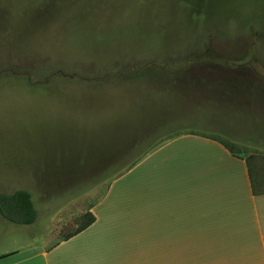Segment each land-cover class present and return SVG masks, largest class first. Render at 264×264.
Instances as JSON below:
<instances>
[{
    "label": "rangeland",
    "instance_id": "rangeland-1",
    "mask_svg": "<svg viewBox=\"0 0 264 264\" xmlns=\"http://www.w3.org/2000/svg\"><path fill=\"white\" fill-rule=\"evenodd\" d=\"M208 108L210 128L264 146V0H0V193L29 191L37 212L0 216V253L60 242L135 140L201 131ZM243 154L264 186V153ZM187 255L151 239L141 264Z\"/></svg>",
    "mask_w": 264,
    "mask_h": 264
},
{
    "label": "crops",
    "instance_id": "crops-1",
    "mask_svg": "<svg viewBox=\"0 0 264 264\" xmlns=\"http://www.w3.org/2000/svg\"><path fill=\"white\" fill-rule=\"evenodd\" d=\"M253 140L213 128L163 138L110 183L90 208L91 225L51 247L1 252L0 264H114L119 244L115 264L137 253L141 264L151 239L161 252L188 254L189 264H264V192L253 191L251 173L263 183L243 154L264 153L244 144Z\"/></svg>",
    "mask_w": 264,
    "mask_h": 264
},
{
    "label": "trees",
    "instance_id": "trees-1",
    "mask_svg": "<svg viewBox=\"0 0 264 264\" xmlns=\"http://www.w3.org/2000/svg\"><path fill=\"white\" fill-rule=\"evenodd\" d=\"M240 93L242 95L248 96V94L246 92L240 91ZM252 94H253V97H255V98H258V96L263 95V94H258L257 92H253ZM202 114H203V112H202ZM194 117L195 116L193 115V118ZM202 118L203 119L200 122V127L203 128V130H208L210 127H212V126L207 124L209 120H206L204 115ZM169 127H173V126H169ZM177 127L178 126H176V128L174 127L175 129L171 128L174 130L168 131L167 132V133H169L168 135L166 133H164V134L157 136L156 137L157 139L154 138V139L146 140L144 138H140L138 140H135L133 142L132 147H134V148H140L141 147V148L139 149V151L137 153H133L135 155L134 157H136V158L129 165L130 166L133 165L137 160H139L145 154V152L147 150L152 148L155 144H157L158 141L163 139V138L158 139V137H162V136L170 137V136L175 135V134L180 133V132H187V131L193 130V129H191V127L189 125L183 126L181 129H178ZM165 128H168V127H165ZM215 129L217 130V128H215ZM159 130H162V129H158V131ZM152 132L153 131H150L147 134H150ZM227 143H229V142H227ZM256 143L264 144L261 142H256ZM224 144H225V142H224ZM231 144H230L229 148L232 151V145L233 144L232 145ZM255 182H256V180L255 181H254V179L252 180V173H251V186L253 187V191L254 192H264V186H261L260 184L256 185ZM0 216L3 219H5L6 221L17 224V225H27V224L33 223L36 219L37 212H36V209L33 205V201H32V197H31L30 192L25 190V189H17L11 193H0ZM94 221H95V215L93 214V212L91 210L84 211L82 214L79 215L75 228L68 231L63 236L62 239H68V238L74 236L75 234H77V233L81 232L82 230H84L85 228H87ZM2 256H4V255H2ZM2 256H0V257H2Z\"/></svg>",
    "mask_w": 264,
    "mask_h": 264
}]
</instances>
